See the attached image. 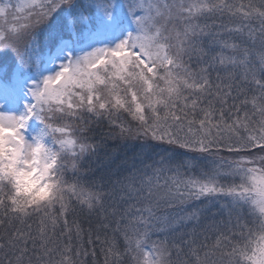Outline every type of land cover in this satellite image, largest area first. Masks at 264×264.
I'll return each mask as SVG.
<instances>
[{
  "label": "snow or ice",
  "instance_id": "snow-or-ice-1",
  "mask_svg": "<svg viewBox=\"0 0 264 264\" xmlns=\"http://www.w3.org/2000/svg\"><path fill=\"white\" fill-rule=\"evenodd\" d=\"M0 264H264V0H0Z\"/></svg>",
  "mask_w": 264,
  "mask_h": 264
}]
</instances>
